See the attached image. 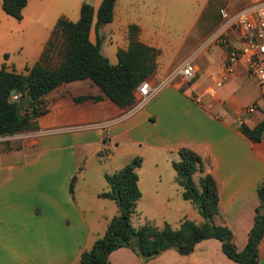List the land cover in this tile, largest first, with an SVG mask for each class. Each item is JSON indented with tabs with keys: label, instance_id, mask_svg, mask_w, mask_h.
<instances>
[{
	"label": "crops",
	"instance_id": "0c3cea01",
	"mask_svg": "<svg viewBox=\"0 0 264 264\" xmlns=\"http://www.w3.org/2000/svg\"><path fill=\"white\" fill-rule=\"evenodd\" d=\"M84 1L27 0L19 21L29 19L25 35L36 53V61L57 19L65 16L76 20ZM88 1L95 10L101 3V0ZM117 1L113 18H116ZM156 10L164 13L171 11V6ZM4 13L0 10V19L12 25ZM131 24L138 26L141 42L160 50L157 68L148 78L151 82L165 80L194 48L193 44L178 57L180 43L172 57L166 58L160 32L165 22L162 17L158 21L152 16L144 22L130 21L124 32L125 42L119 48H127ZM19 30L23 26L0 31V40ZM32 38H35L33 43ZM227 38L231 45L241 44L240 35L232 29L227 32ZM193 57L198 73L192 83L184 85L176 78L140 108L135 103L121 108L107 97L100 101H75L77 96L101 93L90 79L61 84L45 95L48 111L37 118L38 128L32 136L19 142V147L0 144V264H80L81 252L105 232L119 209L114 200L98 195L103 189H93L80 200L75 191L70 192V180L82 168L78 166L75 149L94 142L100 148L98 153L104 149L111 151L122 136L150 145L145 139L131 135L147 125L159 126L156 148L178 157L177 150L188 147L207 161L205 170L213 175L219 196L215 223L227 225L233 232L237 250L244 248L259 205L257 186L264 180V140H249L239 126L243 122L253 127L264 120V85L260 87L247 76L243 60L233 65L227 81L221 83L218 75L225 63L224 46H210ZM32 64H26L20 72H26V66ZM192 94L200 96L201 102L194 101ZM251 103H256L257 109L240 120V109ZM112 154L109 153V158ZM60 164L64 166L63 172L57 174ZM193 221L201 224L204 219L201 216ZM258 254L257 264H264V237L258 245ZM108 259L112 264H238L225 255L215 238L199 241L186 255L169 248L143 261L130 248L119 247Z\"/></svg>",
	"mask_w": 264,
	"mask_h": 264
},
{
	"label": "trees",
	"instance_id": "16d2710c",
	"mask_svg": "<svg viewBox=\"0 0 264 264\" xmlns=\"http://www.w3.org/2000/svg\"><path fill=\"white\" fill-rule=\"evenodd\" d=\"M115 1L101 0L95 10L90 1L85 0L76 21L60 16L39 59L26 66V72H17L13 68L9 70L6 64L1 65L0 136L37 129V118L48 111L45 95L59 85L74 80L90 79L101 92L74 97L75 101H100L107 97L121 108L135 103L134 90L155 72L160 50L141 42L138 26L131 24L128 26L127 48H119L117 63L110 64L100 51L98 29L112 21ZM26 3L27 0H2L1 7L7 15L21 20ZM92 28L96 34L95 42L90 39ZM55 53L59 61L50 65L49 60ZM13 95H18V99H13ZM26 97L30 98V102L20 106L19 102ZM239 130L253 142L264 140V120L253 127L242 122ZM177 154L179 160L172 161L171 165L176 172V182L182 187V197L195 206L204 221L197 224L184 218L178 227L173 228L168 223L159 227L148 220L135 227L131 217L136 213V202L141 197L137 169L142 164V158L134 156L118 171L104 174L108 190L98 195L117 204L120 199L124 210L109 220L105 232L89 249L81 252L80 264H112L108 256L119 247L130 248L143 261L169 248L186 255L199 241L208 238L219 240L225 255L238 264L258 263V245L264 237V180L257 186L259 205L255 209L247 242L242 250H237L232 230L225 224L215 223L219 215V196L213 175L205 170L207 161L184 146L177 150ZM196 172L199 173L198 184L193 176ZM75 180L76 175H73L69 185L71 193Z\"/></svg>",
	"mask_w": 264,
	"mask_h": 264
},
{
	"label": "rangeland",
	"instance_id": "374dc122",
	"mask_svg": "<svg viewBox=\"0 0 264 264\" xmlns=\"http://www.w3.org/2000/svg\"><path fill=\"white\" fill-rule=\"evenodd\" d=\"M249 2L250 0H170L169 4L168 0H118L116 18H113L109 23L102 24L98 29L100 51L108 58L110 64H116V50L125 42L124 32L128 23L136 20L144 22L147 17L150 18L151 16L159 21L162 17L165 26L160 31L161 46L166 58L172 57L176 45L181 43V48L176 54L180 57L189 51L194 44L193 50L179 61V64L191 57L195 53L196 47L205 38L217 32L222 23L221 9L233 12L246 6ZM168 5L171 6V11L166 10L161 13L160 10H156L157 7L166 9ZM0 10L4 13L2 7ZM6 16L13 23L11 25L0 19L1 33L13 29L14 26H23V30L7 34L1 38L0 67L2 64H7L9 70L13 68L18 72L24 71V66L35 62L37 57L30 48L25 35V26L29 19L19 21L9 15ZM35 29L36 26L33 28V32ZM95 36L96 34L92 30L93 41H95ZM31 42H35V38H32ZM211 47L214 48L216 45H211ZM209 48L210 46L207 50ZM5 54L8 56L5 57ZM58 61L59 57L55 53L51 56L49 63L54 65ZM184 85L187 84L184 83ZM155 103L151 105H155ZM158 128V125H147L140 131L131 134L133 137L145 139L150 145L136 143L131 136H122L118 138L117 146L113 145L115 148L111 151L104 149L98 153L100 148L98 149V144L94 142L75 149L78 156V166L82 167L76 173L78 179L73 185V191H75L77 198L79 199L86 194L88 197L93 189L108 190L104 174L118 171L134 156H140L142 164L137 169V175L140 181L141 197L136 202V213L131 217L132 224L138 227L150 220L159 227L168 223L171 227L176 228L184 218L200 220L201 216L195 206L182 197V187L175 179L176 172L171 163L178 161L179 155L178 157L172 156L154 146L160 135L157 136L156 134L159 132ZM33 130L0 136V144L9 146L12 143V146L19 147V142L31 137ZM110 152L113 153L111 158H109ZM64 160L66 162V159ZM67 166L68 163L66 162L65 167ZM62 168L64 166L60 164L57 174H62ZM197 175V172L193 175L196 181L198 180ZM94 200L96 199L94 198Z\"/></svg>",
	"mask_w": 264,
	"mask_h": 264
},
{
	"label": "built area",
	"instance_id": "2783aa9c",
	"mask_svg": "<svg viewBox=\"0 0 264 264\" xmlns=\"http://www.w3.org/2000/svg\"><path fill=\"white\" fill-rule=\"evenodd\" d=\"M220 15L222 23L217 32L205 38L196 47L194 54L202 52L211 45L224 46L225 63L218 75L220 82L225 83L233 65L243 60L247 76L262 87L264 85V0H250L246 6L233 12L221 9ZM231 29L240 35L239 46L229 43L227 32ZM194 54L175 66L165 80L156 83L149 79L141 81L134 90L135 107H142L176 78H179L182 84H189L198 73V68L193 62ZM210 93L213 92L210 90ZM191 97L194 101L201 102L200 96L192 94ZM12 98L17 100L18 95H13ZM257 107L256 103L242 107L239 111L240 120L244 115L253 113Z\"/></svg>",
	"mask_w": 264,
	"mask_h": 264
},
{
	"label": "water",
	"instance_id": "95a60500",
	"mask_svg": "<svg viewBox=\"0 0 264 264\" xmlns=\"http://www.w3.org/2000/svg\"><path fill=\"white\" fill-rule=\"evenodd\" d=\"M29 102H30V98L26 97L19 102V105L24 106V105H27ZM118 209H119V212H122L124 210V207H123L120 199L118 200Z\"/></svg>",
	"mask_w": 264,
	"mask_h": 264
}]
</instances>
